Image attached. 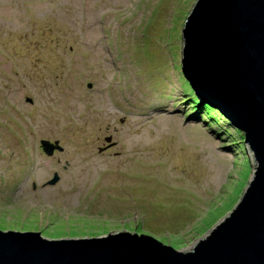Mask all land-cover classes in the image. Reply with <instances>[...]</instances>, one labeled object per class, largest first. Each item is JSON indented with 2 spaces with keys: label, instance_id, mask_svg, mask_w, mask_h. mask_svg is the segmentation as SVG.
<instances>
[{
  "label": "rangeland",
  "instance_id": "1",
  "mask_svg": "<svg viewBox=\"0 0 264 264\" xmlns=\"http://www.w3.org/2000/svg\"><path fill=\"white\" fill-rule=\"evenodd\" d=\"M195 1L0 0V228L184 252L234 210L255 163L222 112L185 99Z\"/></svg>",
  "mask_w": 264,
  "mask_h": 264
},
{
  "label": "water",
  "instance_id": "2",
  "mask_svg": "<svg viewBox=\"0 0 264 264\" xmlns=\"http://www.w3.org/2000/svg\"><path fill=\"white\" fill-rule=\"evenodd\" d=\"M182 28L184 78L253 154L255 168L234 210L184 252L136 232L53 241L0 230V264H264V0H196ZM40 142L48 155L62 150L59 142Z\"/></svg>",
  "mask_w": 264,
  "mask_h": 264
},
{
  "label": "trees",
  "instance_id": "3",
  "mask_svg": "<svg viewBox=\"0 0 264 264\" xmlns=\"http://www.w3.org/2000/svg\"><path fill=\"white\" fill-rule=\"evenodd\" d=\"M181 79L183 80L184 77H182ZM183 82H184V80H183ZM187 84H188V88L190 89V92H189L188 94H186L187 96H186L185 99L190 100V103H191V104H195V105H196V102H197L198 98L196 97L195 92H193V90H192V88H191L189 82L186 81V85H187ZM194 107H195V106H194ZM200 108H201V110L203 111V115H204L205 117H207V118H210V117H214V118H215V115L218 114V113L216 112V110H215L214 108H212L211 106H209V105H205V106L200 107ZM200 108H199V109H200ZM199 109H198V110H199ZM218 120H219V119H218ZM223 121H224V120H223ZM233 130H234L235 132H237L238 134L242 135V134H241L239 131H237L236 128H234V126L231 125L230 123H229L228 127H226V128L224 129L225 134L228 135V136H231V135H229V134H230L231 131H233ZM232 137H233V136H232ZM242 139H243V136H242ZM244 147H245V146H244ZM240 148L242 149L243 147H240ZM0 230L5 231V229H2V228H0ZM11 230H12V229H11ZM13 231H17V232L24 231V232H25L24 229H21V230H13ZM27 232H30V231H27ZM32 232H34V231H32ZM32 232H31V233H32ZM129 232H130V231H129ZM138 235H140V234H138ZM167 245H169V244H167ZM172 247H174V246H172Z\"/></svg>",
  "mask_w": 264,
  "mask_h": 264
},
{
  "label": "clouds",
  "instance_id": "4",
  "mask_svg": "<svg viewBox=\"0 0 264 264\" xmlns=\"http://www.w3.org/2000/svg\"><path fill=\"white\" fill-rule=\"evenodd\" d=\"M211 106V105H210ZM229 123V122H228ZM231 124V123H230ZM231 125H233V124H231ZM242 134V133H241ZM243 136V135H242ZM243 140H244V137H243ZM248 146V145H247ZM249 148V147H248ZM254 160V159H253Z\"/></svg>",
  "mask_w": 264,
  "mask_h": 264
},
{
  "label": "bare ground",
  "instance_id": "5",
  "mask_svg": "<svg viewBox=\"0 0 264 264\" xmlns=\"http://www.w3.org/2000/svg\"><path fill=\"white\" fill-rule=\"evenodd\" d=\"M186 80V79H185ZM227 121L229 122V120L227 119ZM111 203V202H110ZM92 207V206H91Z\"/></svg>",
  "mask_w": 264,
  "mask_h": 264
}]
</instances>
